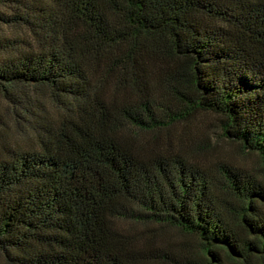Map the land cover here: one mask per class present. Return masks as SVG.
<instances>
[{"label": "trees", "instance_id": "trees-1", "mask_svg": "<svg viewBox=\"0 0 264 264\" xmlns=\"http://www.w3.org/2000/svg\"><path fill=\"white\" fill-rule=\"evenodd\" d=\"M203 113L264 166V0H0L3 263L264 264V167Z\"/></svg>", "mask_w": 264, "mask_h": 264}, {"label": "rangeland", "instance_id": "rangeland-1", "mask_svg": "<svg viewBox=\"0 0 264 264\" xmlns=\"http://www.w3.org/2000/svg\"><path fill=\"white\" fill-rule=\"evenodd\" d=\"M7 123L10 127L6 130L8 134V139L11 142L23 141L24 139L20 137L17 133V128L15 127L12 118L6 117ZM197 125H203L206 127L208 133L209 144L213 146V155H220L227 158H231L233 162L241 165L244 168L252 170L254 173L260 174L263 170V163L258 153L255 151H250L243 149L240 143L237 141H230L225 139L220 132L217 116L212 113L200 114L197 119H195ZM134 235L140 237L142 244L152 240L151 244L160 246V248H166L170 244H183L188 250L197 251L198 249V239L191 234L182 232L176 227L172 226H153V225H125ZM132 226V227H131ZM133 228L134 230H132ZM157 264H171L164 259H156ZM0 264H4L2 261V256L0 254Z\"/></svg>", "mask_w": 264, "mask_h": 264}]
</instances>
